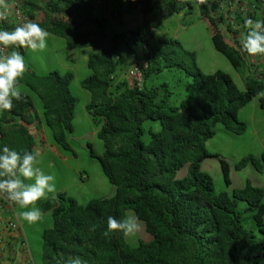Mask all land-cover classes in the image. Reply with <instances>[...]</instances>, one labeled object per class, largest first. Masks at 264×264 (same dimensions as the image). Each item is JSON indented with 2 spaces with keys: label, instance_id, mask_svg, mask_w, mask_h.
Segmentation results:
<instances>
[{
  "label": "trees",
  "instance_id": "16d2710c",
  "mask_svg": "<svg viewBox=\"0 0 264 264\" xmlns=\"http://www.w3.org/2000/svg\"><path fill=\"white\" fill-rule=\"evenodd\" d=\"M185 5L193 7L191 2L179 0H127L125 8L111 11V17H97L89 0H52L44 9L46 19L36 22L66 38L73 48L96 49L88 59L92 73L82 85L91 93L86 108L101 124L98 136L105 143L104 153L97 157L103 173L116 187L115 195L86 204L65 191L38 202L39 208L51 210L54 218L53 226L42 234V264H66L76 256L87 264H264V238L258 240L255 232L243 225L238 208L239 201L245 200V211L253 213L264 233V188L248 181L232 193H217L213 177L201 168L202 160L212 155L206 142L214 136L215 125L222 123L243 133L246 125L238 113L264 90V84L254 80L248 82L250 90H243L226 71L203 72L196 52L186 49L177 38L154 41L157 10L165 7L179 12ZM34 10L28 8L32 19ZM139 11L142 21L134 27L125 26V13ZM202 12L206 13L205 4ZM209 19L215 47L239 67V51L225 41L214 19ZM112 20L125 28L109 31ZM124 55L146 61L141 81L131 83L119 76ZM176 64L193 76L188 95L179 106L169 103L172 92L166 82L146 84L152 72ZM73 79L72 71L52 70L44 75L25 71L20 83L38 94L42 113L31 94L22 91V99L14 100L12 110L1 112L0 151L4 146L21 155L33 150V136L27 127L11 123L18 118L28 123L38 119L52 130L59 148L72 151L68 136L74 130L79 102L70 87ZM260 104L264 105V97ZM32 109L33 117L32 113L27 116ZM147 119L160 122L161 128L146 127ZM92 154L96 155L93 150ZM262 160L264 154L261 158L248 155L236 167L252 162L264 171ZM221 163L230 185V165L224 159ZM186 164L187 174L178 178L177 171ZM127 209L145 222L152 235L134 247L122 233L103 235L108 217L122 219ZM90 225H97L96 230L89 231Z\"/></svg>",
  "mask_w": 264,
  "mask_h": 264
},
{
  "label": "rangeland",
  "instance_id": "374dc122",
  "mask_svg": "<svg viewBox=\"0 0 264 264\" xmlns=\"http://www.w3.org/2000/svg\"><path fill=\"white\" fill-rule=\"evenodd\" d=\"M193 2V0H190ZM93 13L97 17H111V11L116 7L125 8L127 0H89ZM193 4V3H192ZM186 7L177 12L169 11L165 7L157 10L155 20L154 41L162 38L172 37L181 41L183 46L189 51H195L197 54L198 65L205 73H213L219 69L228 72L236 81L238 86L245 90L242 80L239 77L238 70L224 53L217 50L212 39L213 29L208 21L194 7ZM143 19V13H125V21L128 27H134ZM232 23V22H231ZM125 27L112 20L108 25L109 31H118ZM47 47L43 51L31 52L25 49L23 54L25 62L35 70L38 75H44L52 70L60 72L72 71L74 79L71 82L72 92L79 97L76 106L75 119L73 121L74 130L69 134L68 140L72 151H65L55 143L52 130L46 126L48 146L46 148H37L33 151H39V167L46 174L55 177L56 192L49 194L53 197L59 191H65L68 195L75 197L79 203L86 204L91 199L111 197L116 193V187L111 183L103 173L102 164L97 155H102L105 151V143L98 136L101 124L97 123L91 114L87 111V104L90 101L91 93L82 85V81L91 75L92 70L88 66L90 55L96 50L93 46L71 47L66 38L48 33ZM138 65L141 68L146 66V61L139 57L124 55L121 59L119 76L135 83L136 79L130 76V70ZM124 68V70H122ZM248 69V67H246ZM246 69V72L248 73ZM122 70V71H121ZM193 76L186 68L178 64L152 72L147 79V85H160L166 82L172 92L169 103L173 106H179L187 97ZM22 91L31 94L35 105L42 113V104L40 97L33 89L25 83L19 84ZM32 112V114H31ZM34 109L27 116L33 117ZM239 120L247 123L246 130L243 133H235L225 127L222 123H217L214 127L215 134L206 142L207 150L212 154L201 162L203 171L209 173L214 180L215 191H227L232 193L234 189L243 188L249 181L253 185L264 188V171L258 170L252 162H248L242 168L236 165L240 160L248 155H254L261 158L264 154V105L260 104V97H256L252 103L244 107L238 116ZM146 127L154 126L156 130L161 128L158 121L147 119L144 122ZM149 139V135H145ZM56 145L60 151L53 149ZM42 147V146H41ZM92 150L96 155L92 154ZM60 152V153H59ZM226 160L230 165L231 184L226 183L221 160ZM264 165V160H262ZM188 164L177 171V177L181 178L187 174ZM32 181H25L31 183ZM46 199H41L44 201ZM39 202V201H38ZM38 202L35 205L38 206ZM247 202L239 201V211L242 212L243 225L253 230L258 240L264 238V233L257 226L252 212H246ZM16 213L18 206L14 204ZM42 211V210H41ZM42 219L36 223L29 224L19 220L22 223L23 231L29 249L33 255L35 264H42L43 256V231L54 224L52 211H42ZM126 214L133 215L141 225L140 231L133 237H125L131 246H137L140 241L150 240L152 235L146 230L145 222L137 217L132 209H127Z\"/></svg>",
  "mask_w": 264,
  "mask_h": 264
},
{
  "label": "clouds",
  "instance_id": "9594fccd",
  "mask_svg": "<svg viewBox=\"0 0 264 264\" xmlns=\"http://www.w3.org/2000/svg\"><path fill=\"white\" fill-rule=\"evenodd\" d=\"M207 0H193L194 6L206 4ZM10 6L6 0H0V21L6 20ZM247 34L240 40L241 50L249 56H264V20L248 18L244 21ZM233 27H237L233 25ZM49 34L38 23L28 20L12 30H0V111H10L14 100L22 99L20 80L26 71L24 56L17 51L5 53L10 47H20L31 52L43 51L47 47ZM264 97V90L256 93ZM39 151H25L21 155L16 150L4 146L0 151V195L18 206L17 215L29 224L42 219L43 213L36 207L41 199H48L56 192L55 177L46 174L39 167ZM25 181H32L25 183ZM97 225H90L89 231H95ZM141 229L137 218L125 214L122 219L109 216L107 229L103 232L110 237L113 232L122 233L124 237H133ZM66 264H87L79 256L70 258Z\"/></svg>",
  "mask_w": 264,
  "mask_h": 264
},
{
  "label": "crops",
  "instance_id": "0c3cea01",
  "mask_svg": "<svg viewBox=\"0 0 264 264\" xmlns=\"http://www.w3.org/2000/svg\"><path fill=\"white\" fill-rule=\"evenodd\" d=\"M51 1L52 0H35L33 4H29L26 0H6L10 6V13L6 20L0 21V30H12L28 20L34 22L45 20L46 14L44 9L46 8V4ZM179 1L191 2L190 0ZM194 7L212 26V37L215 31L209 17L214 19L219 30L223 34L225 41L239 51L242 61L241 63L239 62V67H237V65H234V67L238 70L239 77L246 88L245 90H250L248 82L254 80L260 81L264 84V56H249L241 50V45L239 43L247 34V29L244 26V21L246 19L264 20V0H240L239 2L236 0H207V3L205 4L206 13L202 12V5ZM28 8L35 9V17L33 19L28 14ZM233 25H236L237 27L234 28ZM47 32L51 33L49 31ZM12 51H17L23 55L25 49L13 46L7 48L5 53H10ZM246 67H248V69ZM246 69L248 73L246 72ZM27 70L35 72L31 65L26 63V71ZM256 97L257 95L253 100ZM252 101L250 103H252ZM36 109L39 112V109ZM243 109L244 107L240 109L238 116ZM11 123L23 124L27 127L28 131L33 136V149H37L38 147L44 149V147L46 148V145L48 146L46 126L44 123L40 124L38 119L28 123L27 121L18 118L16 122L13 121ZM245 125L247 127V123H245ZM52 147L54 150L60 151L55 144ZM0 203L2 205L0 208V264H35L32 263L33 255L29 249L26 240L27 238L22 228V223L15 211L14 203L10 202L2 195H0ZM9 221H16L19 224V227L17 229L11 228L9 226Z\"/></svg>",
  "mask_w": 264,
  "mask_h": 264
},
{
  "label": "built area",
  "instance_id": "2783aa9c",
  "mask_svg": "<svg viewBox=\"0 0 264 264\" xmlns=\"http://www.w3.org/2000/svg\"><path fill=\"white\" fill-rule=\"evenodd\" d=\"M5 51H6V49L4 50V52ZM0 54H2V53H0ZM129 73H130L131 77H133L137 81H141V79H142V68L140 66H138V65L133 66ZM0 134H1V111H0ZM1 207H2V205L0 203V208ZM0 212H1V210H0ZM9 226L13 229H17L19 227V224L16 221H9Z\"/></svg>",
  "mask_w": 264,
  "mask_h": 264
}]
</instances>
